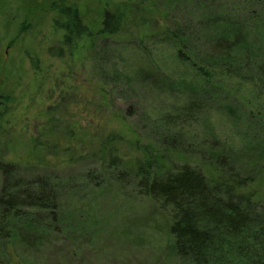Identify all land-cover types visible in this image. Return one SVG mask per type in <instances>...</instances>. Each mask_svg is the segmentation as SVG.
Returning <instances> with one entry per match:
<instances>
[{
	"label": "trees",
	"instance_id": "obj_1",
	"mask_svg": "<svg viewBox=\"0 0 264 264\" xmlns=\"http://www.w3.org/2000/svg\"><path fill=\"white\" fill-rule=\"evenodd\" d=\"M149 2L49 1L47 8L60 36L48 53L70 65L92 59L93 69L105 72L102 56L108 42L123 48L132 45L139 47L143 59L133 74L167 81L172 73L159 66V58L146 45L147 36L160 30L165 39L159 41L175 48L173 60L191 66L198 75L187 84L186 94L196 103L186 112L198 114V99L215 89L222 91L218 83L233 79L238 84L240 104L226 95L221 107L233 121L249 124L246 133L238 134L241 140L227 142L213 133L208 143L200 139L205 134L187 136L170 126L171 121L155 117L142 130L123 119L124 129L101 125L94 129L89 122L66 118L65 107L50 105L45 121L28 137V148L56 156L57 166L67 165L76 152L85 155L99 171L93 175L98 186L106 178L133 183L139 194L169 209L168 245L180 264H264V103L251 105L264 100V0H234L217 18L202 17L198 30L189 22L162 26L151 16ZM207 27L209 34L204 35ZM200 45L206 49L204 55L197 49ZM32 64L38 66L37 60ZM120 75L115 76L121 82ZM244 84L250 87V96L241 91ZM108 90L114 94L109 96L113 105L134 97L118 84ZM144 121L143 116L142 126ZM123 145L134 154L123 156ZM19 167L17 162L0 163V250L17 240L42 243L65 226V215L60 217V199L68 185L64 176L47 171L25 176Z\"/></svg>",
	"mask_w": 264,
	"mask_h": 264
},
{
	"label": "rangeland",
	"instance_id": "obj_2",
	"mask_svg": "<svg viewBox=\"0 0 264 264\" xmlns=\"http://www.w3.org/2000/svg\"><path fill=\"white\" fill-rule=\"evenodd\" d=\"M49 1L0 0V163H19L20 173L25 176L45 171L64 176L61 178L68 185L60 199V217L65 215V226L62 232L42 243L32 239L8 243L0 250V264H180L168 245L169 209L139 194L133 183L106 178L98 186L93 175L99 171L94 170L93 161L85 155L76 152L67 165H55L59 158L49 157L42 149L28 148V137L45 121L48 106L60 105L61 109L66 108L62 111L66 118L82 124L89 122L94 129L100 125L124 129L123 119L129 127L142 130L155 117L165 123L171 121L170 126L175 125L187 136L205 134L200 139L208 143L213 133L227 142L239 141L238 134L246 133L249 124L245 120L233 121L221 107L226 95L240 104L243 97L236 92L238 84L233 79L218 83L222 91L215 89L198 99V114L186 112L190 104L196 103L186 94L187 84L198 75L191 66L173 60L175 48L159 41L165 39L160 30L158 35L147 36L146 45L159 58V66L172 73L167 81H154L145 73L136 77L132 71L143 63L139 47L123 48L113 41L108 42L102 56L105 72L93 69L92 59H77L70 65L48 53L60 36L47 8ZM233 1L150 0L149 4L151 16L162 26L169 23L175 28L189 22L198 30L197 22L202 17L217 18V14L228 11L227 5ZM87 14L91 19L92 12ZM206 29L204 35L209 34L210 28ZM197 49L201 55L206 52L201 45ZM33 60H37L38 66L32 64ZM116 71L135 81L128 82ZM115 75H120L121 82ZM216 79L213 77L212 81ZM114 84L136 99L113 105L108 86ZM241 91L250 96L246 84ZM261 102L264 100L251 105L258 107ZM121 150L123 156L134 154L132 148L124 145ZM90 173L93 178L87 175ZM1 182L0 173V188Z\"/></svg>",
	"mask_w": 264,
	"mask_h": 264
}]
</instances>
